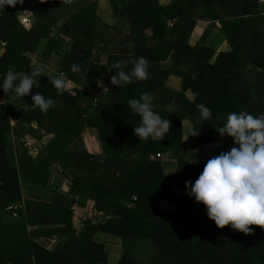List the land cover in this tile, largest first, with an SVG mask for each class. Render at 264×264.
<instances>
[{
  "label": "trees",
  "instance_id": "trees-1",
  "mask_svg": "<svg viewBox=\"0 0 264 264\" xmlns=\"http://www.w3.org/2000/svg\"><path fill=\"white\" fill-rule=\"evenodd\" d=\"M188 0H171L161 5L158 0H109L113 12L127 14L130 33L148 31L153 46L135 44L105 50L103 38L96 39L94 24L95 0H24L34 16L28 28L23 27L16 13L23 7L21 0L0 8V40L4 49L0 54V81L8 70L31 73L35 66L24 52L33 51L44 38V57H55L57 64L67 69V79L81 88H66L57 95L51 80L38 76V83L23 97L11 89L0 90V212L17 218L3 225L0 233V264H105L107 253L102 243L94 240L97 231L120 237L122 251L115 264H264V247H256L257 225H249V233L232 229L229 225L216 227L206 215L205 206L188 195L175 196L156 153L179 152L182 149L202 148L218 135L214 120L226 119L229 112L245 108L251 101L252 88L247 85L231 86L232 71L253 65L264 72V9L250 0H241L234 14H223L217 9V0H198L194 15L183 28L180 24ZM236 1V0H235ZM217 6H216V4ZM222 8L226 7L222 4ZM237 7V6H235ZM199 10V11H198ZM253 10V11H252ZM220 12V13H219ZM197 16H208L219 23V31L230 48L215 53L210 45L187 42L188 34ZM105 25V24H103ZM55 26L53 32L52 27ZM67 39L68 41H66ZM96 40L98 49L105 50L107 59L100 64L90 59ZM102 41V42H101ZM174 50L204 63L199 72L170 67L160 69L154 76L140 83L130 81L101 92L91 90L105 73L119 64L130 71L133 65L125 63L129 57H143L147 64L164 60ZM215 54V55H214ZM214 56V59H210ZM77 64L80 71L73 72ZM181 77V91H171L170 109L154 108L161 118L170 121V129L160 139H139L133 128L140 118L133 113L128 100L142 92H160L169 74ZM190 89L193 98L183 91ZM39 92L54 101L47 112L33 106L31 95ZM12 103L24 112H11ZM152 104L155 101L152 100ZM197 104L211 109L206 120L199 119ZM10 111V112H9ZM19 117L17 125L10 124V115ZM188 120L199 128L194 140H183L181 121ZM35 122L44 133L62 134V145L43 147L36 160L21 144L16 159L5 150L10 132L23 133L25 124ZM85 126L96 129L102 146V160L87 152L72 151L68 143ZM26 130L33 132L31 126ZM232 146V138L225 135L220 151ZM65 161L62 171L70 176L67 194L55 193L52 201L22 199L19 175L45 187L51 167ZM174 182L189 187L203 168L206 160L197 162L194 178L188 177L186 161L178 156ZM132 196L136 199L132 201ZM177 204L174 212L159 206V200ZM88 200L106 217L102 221L86 220L76 232L72 224V205L84 206ZM131 202V203H130ZM57 224L56 227L27 229L28 225ZM67 234L65 243L58 242L47 249L34 238Z\"/></svg>",
  "mask_w": 264,
  "mask_h": 264
},
{
  "label": "crops",
  "instance_id": "crops-1",
  "mask_svg": "<svg viewBox=\"0 0 264 264\" xmlns=\"http://www.w3.org/2000/svg\"><path fill=\"white\" fill-rule=\"evenodd\" d=\"M91 1V0H89ZM96 1V7H95V14L98 20L105 24L110 25L112 21H114V13L112 9V5L108 4L109 0L103 1V6L106 7L104 10L105 18H102L99 14L98 10V4L99 1ZM171 0H158V3L161 5L168 4ZM221 4L219 7L217 6V9L222 11L220 15L223 14H234L238 10V6L242 4L240 2L241 0H217ZM243 1V0H242ZM253 4V10H255V4L258 7H261V9H264V0H250ZM23 7L19 9L16 13L17 19L20 22V24L28 28L31 23L34 20V16L30 11V8L28 5L24 2V0H21ZM224 5L226 9L222 8L221 5ZM198 5V0H188L187 5L184 11V15L180 24V28H183L184 25L188 22L191 16L194 15V11L196 10V7ZM237 6V7H235ZM1 8V7H0ZM252 10V11H253ZM262 19L264 21V12L261 13ZM125 18L126 16L124 14L120 13V19ZM126 19V29H128V33L130 35V44H122L118 47H126V46H132L135 44H146L148 46H153L154 41L151 39L148 34L149 32L146 31H136L134 33H130V22L129 19ZM25 20L27 22H25ZM219 23L212 19H210L208 16H197L195 14V21L194 24L188 34V40L187 42L191 45L194 44H205L210 45L211 47L215 48V53L219 51H226L229 50L230 46L225 40L224 36L219 31ZM111 29H116L113 25L110 26ZM67 40V39H66ZM106 41V40H105ZM46 44V39L42 38L37 47L33 51H26L24 54L30 58L32 64L36 67H39L41 70V74L47 77L48 79L52 80L54 78H62L64 80V84L66 88H81V86H78L75 82L67 79V69L64 66H61L57 64L55 57H44L42 55V50ZM98 45L93 46L91 50V56L90 59L92 61H96L100 64H104L107 59V50H111L114 48H107L106 51L102 49L97 48ZM115 47V48H118ZM4 49V42L0 40V54L2 53ZM93 54L99 55L100 60L93 59ZM215 55V54H214ZM214 59V56L210 59L211 61ZM204 63L198 59H195L194 57L187 56V55H181L177 53L176 51L172 50L169 55L164 59L160 61H153L150 64H148V77L154 76L160 69H167L170 67L176 68L180 71L189 72L192 76L196 75L199 70L203 67ZM124 70V69H123ZM116 70H108L104 78L100 79L97 84L93 87L91 90L92 92H101L105 91L102 89L100 82L103 83L105 87L108 89L111 88V84L109 82V77L115 74ZM128 72L127 70H124ZM18 79L14 81V85L18 83L19 77L23 76L24 74H27L25 72H18L16 73ZM134 83H140L142 80H132ZM249 85L252 88V98L250 103L245 107L242 108L246 111L251 112L253 115H257L260 113H264V72L258 68H256L253 65H248L246 67H238L232 71L231 74V86L236 87L239 85ZM164 88L165 90H161L160 92H155L153 94V100L155 101V104L153 105L154 108H160V109H170L173 105V100L169 96L171 91H181V77L176 74H169L165 80H164ZM183 95L187 99H192L194 94L190 89H186L183 91ZM14 106V109L11 110V112H19L22 114L25 110L23 107L12 103ZM239 110V109H238ZM10 112V111H9ZM11 114V113H10ZM19 117H16L15 115H10V124L17 125ZM215 127H219L222 125V118L218 117L214 120ZM29 127L31 126L33 132H30L24 129L23 133L15 131L10 132L13 133L15 136H19L20 140L22 141L21 144L23 146H26L28 148V154L32 157L33 160H36L38 157V154L40 150L43 147H49V148H57L60 145H62V139L64 136L60 134H52V133H44L42 129H38L36 127L35 122H30L29 124H25ZM192 124L186 120L182 119L181 121V137L183 140H194L195 136L187 135L188 129ZM156 139V138H155ZM222 138L219 135H215L210 139V142L208 145L197 148V149H182L179 152H177L176 157L180 156L182 157L187 165L185 168V172L188 177L194 178L196 174V167L197 162L199 160H207L208 158L217 155L220 150V143ZM7 144V143H6ZM21 146V145H20ZM68 149L72 151H80V152H87L98 158L99 160H102V146L99 141L96 129L92 126H85L81 133L74 139H72L68 143ZM6 150V146H5ZM7 151V150H6ZM8 152V151H7ZM9 154V153H8ZM191 154L194 155L196 162H190L192 157ZM17 155L14 156L16 159ZM176 157L173 158H161L164 161L162 162L163 166V172L167 179V182L171 188V191L173 194L177 196H184L187 194V189L185 188V185L179 184L174 182V175L176 171ZM68 167V165L65 163V161H57V163H54L51 167V173L48 180V183H46L45 187H41L38 184H35L28 180L26 177L19 175V185L22 181V183L25 186V189L21 190V196L22 199H32V200H39L42 202H50L52 201L55 193L59 194H67L71 179H68L67 176L64 175L63 170H65ZM159 206L163 208L164 210H167L169 212H174L177 209V204L171 201L166 200H159ZM202 204L198 202V207L201 209ZM72 224L73 228L76 232H78L82 224L86 220L90 221H102L106 217L102 214V212L97 211L93 207V201L88 200L84 206H78L76 204L72 205ZM12 216H15V213H12ZM15 218H17L15 216ZM57 224H44V225H28L27 229H34V228H50V227H56ZM94 240L102 243L104 250L107 253L106 256V262L105 264H115L118 260L120 253L122 251V243L121 239L118 235L104 232V231H97L93 235ZM39 244L44 246L47 249L53 248L58 242L65 243L67 240V234H52L51 236L45 237V236H37L34 238Z\"/></svg>",
  "mask_w": 264,
  "mask_h": 264
},
{
  "label": "clouds",
  "instance_id": "clouds-1",
  "mask_svg": "<svg viewBox=\"0 0 264 264\" xmlns=\"http://www.w3.org/2000/svg\"><path fill=\"white\" fill-rule=\"evenodd\" d=\"M17 0H0V7L13 5ZM125 63H131L130 71L122 70L119 64L112 68L115 74L109 77L111 85L127 84L133 79L144 80L148 77V64L143 57H129ZM73 72L80 71L77 64L71 65ZM41 75L39 67L31 73L19 77L13 70H8L0 81V90L7 93L10 89L18 97L29 94ZM57 90V95L65 89L62 78L51 80ZM103 90L107 87L100 82ZM33 106L47 112L54 101L45 98L39 92L31 95ZM153 94L140 93L138 98L128 100L133 113L140 118V123L133 128L139 139L164 137L170 129V121L163 119L153 111ZM199 119L206 120L211 115V109L203 104H197ZM191 125L187 135H198L199 128ZM218 135L232 138V146L227 151H220L206 160L197 178L191 182L185 181L187 193L194 201L205 206L207 217L216 227L229 225L232 229L249 233V225L260 226L264 229V113L253 115L244 109L229 112L222 125L216 128ZM191 161L196 162L191 154Z\"/></svg>",
  "mask_w": 264,
  "mask_h": 264
},
{
  "label": "rangeland",
  "instance_id": "rangeland-1",
  "mask_svg": "<svg viewBox=\"0 0 264 264\" xmlns=\"http://www.w3.org/2000/svg\"><path fill=\"white\" fill-rule=\"evenodd\" d=\"M97 1H99L97 11L99 12V14L102 18H105L106 16H105L104 10L106 7L103 6L104 0H97ZM108 4H110V2H108ZM113 13H114V21H112V23L110 25H103V23H101L100 21H97L93 26L95 38L96 39L103 38V40H104L103 42H105V44H104L105 47H107L109 49L118 47L122 44H130V42H131L130 35L128 33L129 31H128V29H126V19L125 18L127 17V19H128L127 14H124L126 16L125 18L123 17L122 19H120V13H117V12H113ZM111 25H113L116 29H114V30L111 29L110 28ZM52 30H53V32L55 31V26L52 27ZM66 41H68V40H66ZM94 44L99 45L100 43L96 40V42H94ZM92 57H93V59H96V60L101 59L100 56L96 55V54H93ZM25 126H27V125H24L23 128H27ZM21 142L22 141L20 140L18 135L15 136L13 133L8 134L6 150L8 151L10 156L14 157L15 155H17L19 153ZM162 169H163V167H162ZM67 178L70 179V176H67ZM47 183H48V181H47ZM20 186L22 189H25V186L22 183V181L20 183ZM14 219H15V216L13 217L12 214L9 215L7 213L0 212L1 224L10 225V224H12V222H14ZM3 225L2 226L0 225V231L3 228ZM0 235H2V234L0 233ZM2 236H5V235H2ZM0 242H2L1 236H0ZM255 244H256L257 248H263L264 247V230L258 231V236H257Z\"/></svg>",
  "mask_w": 264,
  "mask_h": 264
},
{
  "label": "water",
  "instance_id": "water-1",
  "mask_svg": "<svg viewBox=\"0 0 264 264\" xmlns=\"http://www.w3.org/2000/svg\"><path fill=\"white\" fill-rule=\"evenodd\" d=\"M177 152H165L160 154V158H173L176 157Z\"/></svg>",
  "mask_w": 264,
  "mask_h": 264
},
{
  "label": "built area",
  "instance_id": "built-area-1",
  "mask_svg": "<svg viewBox=\"0 0 264 264\" xmlns=\"http://www.w3.org/2000/svg\"><path fill=\"white\" fill-rule=\"evenodd\" d=\"M25 22H27L25 20ZM153 157H160V154L159 153H156ZM136 199V196H132V201Z\"/></svg>",
  "mask_w": 264,
  "mask_h": 264
}]
</instances>
